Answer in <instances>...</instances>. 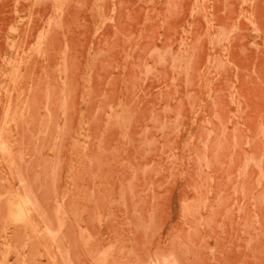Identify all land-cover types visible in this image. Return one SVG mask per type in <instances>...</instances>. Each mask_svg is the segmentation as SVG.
<instances>
[{"label": "rangeland", "instance_id": "374dc122", "mask_svg": "<svg viewBox=\"0 0 264 264\" xmlns=\"http://www.w3.org/2000/svg\"><path fill=\"white\" fill-rule=\"evenodd\" d=\"M155 263L264 264V0H0V264Z\"/></svg>", "mask_w": 264, "mask_h": 264}, {"label": "bare ground", "instance_id": "6f19581e", "mask_svg": "<svg viewBox=\"0 0 264 264\" xmlns=\"http://www.w3.org/2000/svg\"><path fill=\"white\" fill-rule=\"evenodd\" d=\"M18 204H19V203H18ZM20 204H21V203H20ZM17 207H19V205H17ZM17 207H16V208L14 207V208H15V209H19V208H17ZM24 208H26V206H25V207L23 206V209H24ZM21 209H22V208H21ZM21 209H19V210H21ZM24 210H25V209H24ZM17 211H18V210H17ZM25 211H26V210H25ZM25 211H24V212H25ZM21 212H22V210H21L20 212H18L17 214H19V213H21ZM17 214H16V215H17ZM24 214H25V213H24ZM13 215H14V214H13ZM17 216H18V215H17ZM20 216H21V215L19 214L18 219L20 218ZM22 216H23V214H22ZM22 216H21V217H22ZM11 217H12V216H11ZM14 218H16V217H14ZM23 218H24V217H23ZM16 219H17V218H16ZM25 219H26V218H24V220H25ZM24 220L20 219V221H24ZM155 264H156V263H155Z\"/></svg>", "mask_w": 264, "mask_h": 264}]
</instances>
